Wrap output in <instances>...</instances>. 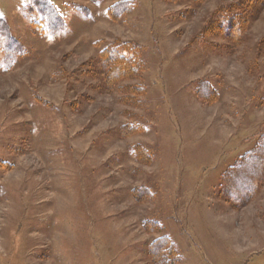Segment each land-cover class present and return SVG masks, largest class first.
<instances>
[{
    "label": "rangeland",
    "instance_id": "obj_1",
    "mask_svg": "<svg viewBox=\"0 0 264 264\" xmlns=\"http://www.w3.org/2000/svg\"><path fill=\"white\" fill-rule=\"evenodd\" d=\"M46 1L0 0V264H264V0Z\"/></svg>",
    "mask_w": 264,
    "mask_h": 264
},
{
    "label": "trees",
    "instance_id": "obj_2",
    "mask_svg": "<svg viewBox=\"0 0 264 264\" xmlns=\"http://www.w3.org/2000/svg\"><path fill=\"white\" fill-rule=\"evenodd\" d=\"M128 7L129 3H119L110 9V13H112L114 16L120 17L128 10ZM34 8H36L38 14H40L49 32L55 34L63 29L65 24L63 19L56 12L53 5H51L48 1L34 0ZM105 61L110 65L112 79H115V76L117 78L120 76H132L135 73L139 72L140 65L137 64L139 62L127 60L117 52H112V54L109 53V58L105 59ZM243 169L244 168L242 167V165L240 166V168H238L239 171H242ZM238 170L236 171L239 173ZM238 173H234L233 175H231V183L226 189V193H229L230 195H233L232 190L234 187H236L237 191H239L241 194H244L247 191L246 184L243 182L246 178L239 177ZM225 176L227 177L228 175ZM168 243H170V241H168L166 238H163L156 241L152 245V253L154 254V258H157L158 260L167 259L169 262L174 261L173 253H168V250L171 247ZM177 255L178 253H176V257Z\"/></svg>",
    "mask_w": 264,
    "mask_h": 264
}]
</instances>
